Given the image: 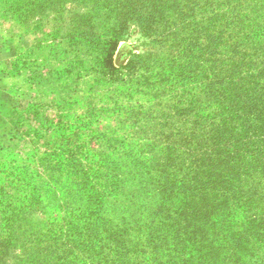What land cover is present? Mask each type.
<instances>
[{"label": "rangeland", "instance_id": "obj_1", "mask_svg": "<svg viewBox=\"0 0 264 264\" xmlns=\"http://www.w3.org/2000/svg\"><path fill=\"white\" fill-rule=\"evenodd\" d=\"M187 96L192 135L171 117ZM135 133L157 140L153 166L179 159L184 183L173 245L151 264H264V0H0V264H117L65 221L89 153L134 149ZM156 189L139 177L106 219L119 225L131 197L152 209Z\"/></svg>", "mask_w": 264, "mask_h": 264}, {"label": "trees", "instance_id": "obj_2", "mask_svg": "<svg viewBox=\"0 0 264 264\" xmlns=\"http://www.w3.org/2000/svg\"><path fill=\"white\" fill-rule=\"evenodd\" d=\"M105 56L103 55V61ZM71 62L73 63H69V65L75 64L74 62L76 61ZM121 67H126L131 70L133 69V64L130 62ZM118 69L114 66L107 69L101 67L100 72L105 76L110 75L112 77ZM213 73L217 76L219 72ZM112 81L113 86L118 84V79ZM194 88V85L192 87L190 85L187 91ZM179 96L182 95L179 94ZM192 101L194 100L188 98V96L181 97L177 100V104L172 107L174 114L171 116L183 123H191L189 135L195 133L198 128L195 121L191 122L193 117L190 115V112L195 109V107H191L190 105ZM225 102L226 98H222L217 104L222 105ZM203 104L204 101L198 102L197 106L200 107ZM231 111H237L236 107L231 106L222 111H216L215 113L218 115L223 112L228 115ZM207 117L212 118L209 114H207ZM215 118L214 115L213 119ZM135 125L137 126V123ZM181 126L184 127V124ZM127 139L133 140L132 143L136 146L134 149L130 148L128 142L124 141L119 143L118 140H114L112 147L109 145V141H106L100 150L98 149L94 153H89L93 155L95 162L93 166L87 165L84 172L76 177L79 181L77 197L80 203L77 210L80 209V211L76 212V216L73 213L67 215V220L65 221L66 237H70L71 234L73 235L79 232L76 237L84 244V248L88 247L87 249L90 250L97 245L99 249L93 251L94 256H100L103 252H106V256H115L117 264H134L130 259L137 261L140 257L142 260L138 262L139 264H151L152 261L159 260V258L153 257L152 254L160 256L162 254L160 247L168 241H170L168 243L172 246L175 240V236L169 227L172 226L175 220L174 215H172V205L176 196L175 189L178 186L180 188L182 186L184 187V183L179 181L182 171L181 168L177 167L179 159L172 162H158L155 163L157 164L155 166L146 161L151 159L150 155H152L151 151L144 153L146 144L153 143L152 146L158 144L157 140L155 142L147 140V134L137 136V133H135L127 137ZM163 141L164 139H161V142ZM216 141H218L217 145L222 142L220 137ZM166 142L171 143V146L167 145L169 146L166 147L167 149L174 148V140L167 137ZM186 142H189V140ZM162 144L165 145V143ZM143 147L144 151L141 152V148L143 149ZM180 147L182 146L179 145L178 148ZM133 150L140 152L139 156L143 159H138ZM85 153L88 154L87 151ZM72 160L77 161V159ZM141 176H149L157 188L156 193L154 192L153 195V198L156 197L157 199L154 202L155 205L153 208L151 209L147 203L138 205V199L131 197L128 208H133L134 211L124 215L126 217L121 220L119 225H117L118 220L116 218L107 220L105 215L111 216L109 209L112 208V205H119L126 198L127 193L123 191L124 188L134 185V182ZM71 196H74V194ZM135 218L138 219L134 224L128 223L129 220ZM134 225L138 227L133 229ZM166 229L167 233H164ZM82 238H84L83 241ZM144 242H148V245L143 247L142 243ZM139 246L141 247L138 248ZM148 246L152 247L151 252ZM143 248L146 250H141ZM84 252L82 251V253ZM172 254L173 252L168 250L166 255L167 257H171Z\"/></svg>", "mask_w": 264, "mask_h": 264}]
</instances>
